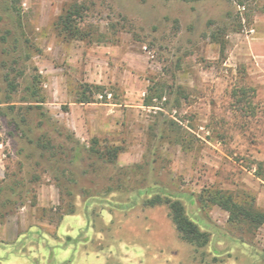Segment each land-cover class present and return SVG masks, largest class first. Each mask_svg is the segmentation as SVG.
I'll return each mask as SVG.
<instances>
[{
    "label": "rangeland",
    "instance_id": "rangeland-1",
    "mask_svg": "<svg viewBox=\"0 0 264 264\" xmlns=\"http://www.w3.org/2000/svg\"><path fill=\"white\" fill-rule=\"evenodd\" d=\"M73 1L78 38L57 26ZM47 119L119 146L115 165L42 152ZM1 185L17 202L0 264H264V222L198 199L264 211V0H0ZM161 190L192 194L204 246L179 237L166 204H144Z\"/></svg>",
    "mask_w": 264,
    "mask_h": 264
},
{
    "label": "trees",
    "instance_id": "trees-1",
    "mask_svg": "<svg viewBox=\"0 0 264 264\" xmlns=\"http://www.w3.org/2000/svg\"><path fill=\"white\" fill-rule=\"evenodd\" d=\"M183 1H194V0H183ZM85 7L76 1L70 3L63 11L61 15H59L57 20V26L59 31L63 34H66L71 37H80L81 31L78 25L79 19L82 17V10ZM10 33L7 30L5 37ZM91 87L97 88L98 86H89L86 85L87 91L90 90ZM238 91H234L233 95H236ZM244 93V91H243ZM239 94V93H237ZM78 102H90L92 99L83 93ZM23 101L26 102H38L42 100H28L25 98ZM146 105H150L148 102ZM30 112L34 108H42L41 105L38 104H29L25 107ZM40 114L45 116V112L40 111ZM25 121V118H22ZM42 123L45 122H40ZM47 123L49 120L47 119ZM49 130L44 134L43 141H40V138H37L36 146L42 150L44 153H49L50 156H55L58 154L63 155V160L65 158L68 164H71L75 160H82L86 158L92 163H89V166L92 167V170L96 169L97 162L99 165H115V160L117 154L120 150L119 146H110L106 147L102 150L94 147V144L97 145V139L92 138L93 145L87 146L86 144L81 143L73 134L59 129L57 126L53 125L51 122L49 123ZM62 138L63 142H59L58 139ZM258 168L260 167V163H257ZM66 167H63L60 171L61 175L65 176ZM12 187L9 185L0 186V222H2L9 214L13 212V208L16 204V199L11 198ZM153 189L151 187H146L143 189L137 190L134 199L128 204V206H132L136 203V198L140 194H150ZM62 191V189H61ZM63 192V191H62ZM162 193L163 196L160 194ZM70 194V191H68ZM191 193L187 192H175L170 193L161 190L159 193L154 194L151 197H148L144 200V204L148 206H153L157 203H164L168 207L169 215L171 221L181 239L187 241L195 246H204L209 241L210 233L206 229H202L198 223L193 221L187 214L185 207V199L190 200V204L193 203V198ZM203 196V195H202ZM198 196L199 201L202 203L211 202L213 204L219 205L221 208L227 210L229 212V219L231 221H238L239 219H245L248 221L253 227H259L264 222V211L257 209L253 200L249 202H237L235 201L231 195L225 194L220 191L209 192L206 197ZM72 211V210H70Z\"/></svg>",
    "mask_w": 264,
    "mask_h": 264
}]
</instances>
